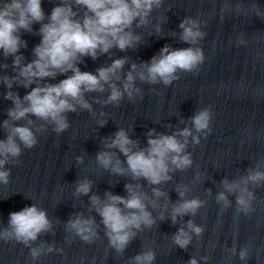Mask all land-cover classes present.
<instances>
[{"label":"clouds","instance_id":"1","mask_svg":"<svg viewBox=\"0 0 264 264\" xmlns=\"http://www.w3.org/2000/svg\"><path fill=\"white\" fill-rule=\"evenodd\" d=\"M74 4L85 10L83 17L77 19L78 14L68 0L54 7L48 22L41 24L42 39L34 48L35 59L22 65L23 58L17 53L26 43L21 40L19 32L21 29L32 31L33 23L44 21L41 0H5L0 3V50L5 57L13 56V68L19 69L17 76L0 77V83L9 89L14 83L31 89L22 98L12 91H8L4 96L12 101L13 107L8 109L9 119L3 122L8 135L5 140H0V184L9 183L11 173L6 165L18 162L22 153L21 145L31 149L38 142L36 134L29 126L33 124L32 120H28L27 125L14 122L34 116L53 125V130L60 133L69 127L66 113L75 112L77 105L82 109L91 110V104L84 97L85 92H104L107 85L110 94L104 103H118L125 93L132 99L134 93L140 91L135 87L137 77L141 81L162 82L167 86L178 78V70L192 72L204 63L203 50L198 47L171 49L166 45L158 56L152 57L150 63L139 67L132 64L131 70L123 80L122 91L113 81L121 80L119 72L127 62L126 58L114 60L109 66L97 69L95 74L81 71L77 66L79 58L90 56L95 60L98 53H107L113 47L121 51L136 47L140 37L131 31L133 24L137 27L148 25L150 14L153 10L161 8L163 0H74ZM252 7L258 16L261 15L256 5ZM179 27L182 29L180 39L186 44L195 45L206 35L200 30V22L190 17L185 18ZM156 30L160 31L159 26ZM68 72L72 75L58 83H41ZM211 118L210 108H204L191 118L192 126L196 132H203L209 129ZM99 123L103 125L105 121L101 120ZM190 136L194 143L200 142L199 137L192 136V130L189 128L173 135L156 136L152 130L148 133V146L141 149L121 129L104 143L106 149H118L126 157L127 168L122 166L119 159H115V153L112 151L99 152L96 160L103 168H110L115 174L130 173L133 179L142 178L150 185H160L171 179L170 171L185 170L191 166L190 154L185 152ZM178 137H183V141ZM261 182H264V171L259 169L250 171L238 180L229 182L225 179L222 181L224 191L217 194V203L228 207L230 201L227 194H234L237 212L248 215L253 211L252 201L255 199L248 185ZM125 188L128 193L126 197L111 193H106L104 199L96 195L90 197L91 205L105 228L109 247L117 253L124 252L137 230L143 227L151 228L155 224L148 205L158 207L156 200L150 199L140 184H126ZM90 191V181L83 180L78 183V195H87ZM177 191L181 200L172 206L171 220L174 224L178 217L195 215L204 203L199 198L185 199L188 192L186 187H178ZM152 194L156 198L166 196V193L157 187L152 189ZM160 219H164L163 213ZM51 226L46 211L33 204L9 214L8 228L0 230V240H15L30 246L32 241L41 233L49 231ZM66 227L86 243H93L98 238L99 226L92 217L85 218L78 214ZM187 228L189 231L181 227L173 236V243L182 249H186L191 243V233L199 236L203 232V229L192 221H188ZM46 251L52 252L53 247H47ZM232 251L235 252V248ZM43 252V246L31 248L30 256L36 259ZM239 257L241 260H247L248 249L242 248ZM155 258V252L149 249L132 257V264H153ZM188 264H198V261L193 257Z\"/></svg>","mask_w":264,"mask_h":264}]
</instances>
